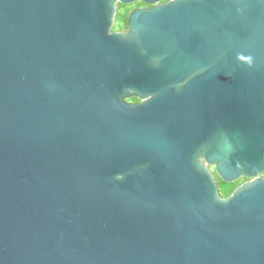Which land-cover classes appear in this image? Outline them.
Instances as JSON below:
<instances>
[{
	"label": "water",
	"instance_id": "1",
	"mask_svg": "<svg viewBox=\"0 0 264 264\" xmlns=\"http://www.w3.org/2000/svg\"><path fill=\"white\" fill-rule=\"evenodd\" d=\"M263 176L264 0H0V264H264Z\"/></svg>",
	"mask_w": 264,
	"mask_h": 264
},
{
	"label": "flooded vegetation",
	"instance_id": "2",
	"mask_svg": "<svg viewBox=\"0 0 264 264\" xmlns=\"http://www.w3.org/2000/svg\"><path fill=\"white\" fill-rule=\"evenodd\" d=\"M166 3H168V2H166ZM166 3L161 2L160 5H163ZM139 4H141V6H139ZM119 5L120 4L117 5V13L114 17V21L112 24L111 31L113 33H122L124 35H128L130 33V19L134 14H136L137 12H140V11H147V10H151V9L157 7L155 5L144 4L140 1L136 2L135 4L128 5V6L122 5V7H119ZM133 98H135L137 101L136 102H130V100ZM127 102L130 104H139L140 100L136 96L135 97L133 96V97H130L127 100ZM211 171L214 173L213 168H211ZM214 175H215V173H214ZM215 179H216V181L218 180L216 175H215ZM247 182H249V181H246L244 183H247ZM217 183H218V181H217ZM218 186H219V192H220L219 183H218Z\"/></svg>",
	"mask_w": 264,
	"mask_h": 264
},
{
	"label": "trees",
	"instance_id": "3",
	"mask_svg": "<svg viewBox=\"0 0 264 264\" xmlns=\"http://www.w3.org/2000/svg\"><path fill=\"white\" fill-rule=\"evenodd\" d=\"M166 2H168V1H163V3H166ZM139 6H141V4H139ZM119 7H122V5H119ZM137 100L135 99V98H133V99H131L130 100V102H136ZM264 177V176H263ZM217 181H218V183H219V185H220V196L222 197V198H228L229 196H231L232 194H233V192L238 188V187H240L241 185H243L244 184V182H246V181H248V180H246V179H241V180H239V181H237V182H235V183H232V184H226V183H223L218 177H217ZM226 185H230V188H229V190H226L225 192H222L221 191V188L223 187V186H226Z\"/></svg>",
	"mask_w": 264,
	"mask_h": 264
},
{
	"label": "rangeland",
	"instance_id": "4",
	"mask_svg": "<svg viewBox=\"0 0 264 264\" xmlns=\"http://www.w3.org/2000/svg\"><path fill=\"white\" fill-rule=\"evenodd\" d=\"M229 188H230V185L223 186V187L221 188V191H222V192H225L226 190H229Z\"/></svg>",
	"mask_w": 264,
	"mask_h": 264
}]
</instances>
